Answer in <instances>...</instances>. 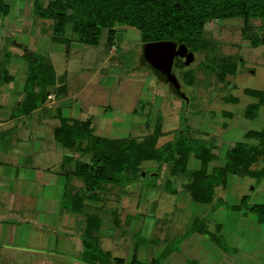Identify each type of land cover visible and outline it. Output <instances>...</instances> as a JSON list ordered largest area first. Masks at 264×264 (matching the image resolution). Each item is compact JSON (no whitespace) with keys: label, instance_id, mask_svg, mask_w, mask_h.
Masks as SVG:
<instances>
[{"label":"rangeland","instance_id":"1","mask_svg":"<svg viewBox=\"0 0 264 264\" xmlns=\"http://www.w3.org/2000/svg\"><path fill=\"white\" fill-rule=\"evenodd\" d=\"M19 1L28 2L26 8L21 6V12L24 8L23 13L27 11L26 16L30 17V20L33 18L36 23L31 25L30 33L29 27V31L22 25L17 27L18 20L25 16L23 13L8 14L10 22L5 26H2L1 21L0 76L5 73L1 68L5 64L8 66L9 61L14 58L11 51V48H14L13 41L29 40L31 43L34 41V44L39 42L40 37L49 40L51 35L48 28H43L45 24L49 27L51 20L40 19L33 14L32 0ZM16 4L15 2V6ZM3 18L0 17V20ZM11 27L20 31H13ZM115 28L117 33L111 43L108 41L107 28L102 29L96 45L77 42L69 28H66L65 35L70 33L73 38L68 44L55 42L57 45H50L53 46L50 49L49 41L45 40V43L37 46L36 55L43 61H51L58 76L65 78L66 82V94H62L55 85L45 87L47 92L51 90L56 96L52 102L47 98L43 100L46 106L43 113L48 122H51L48 113L59 107L63 115L88 119L94 126L96 135L147 141L155 129L156 116L160 115L157 145L174 140L176 135L188 136V133L194 138L208 139L200 141L202 144L211 143V152L215 154L208 167L213 163L220 164L219 161L224 160L226 148L242 139L246 130H260L264 127V103H261L259 110L255 112L254 119L244 116L246 105L257 100L248 96L245 88L264 90V18H252L247 21L242 17L207 20L202 28L205 43L201 51L194 53L193 60L182 69L177 67L174 71L185 94L183 98L158 79L149 63H141L142 42L139 31L124 23L115 24ZM11 32L13 35L9 34ZM65 45H69L68 48H64ZM16 57H19L18 53ZM26 60L30 63L25 54L23 64ZM205 62L212 63L214 68L207 67ZM231 63L236 65L235 72L225 73L220 78L218 72L223 71L224 65ZM23 67L21 73L20 68L15 72V83L22 82L23 78L19 77H22L24 72L26 75L29 69L27 64ZM189 68L193 69L194 76L191 80L193 83L188 85L182 81L181 75ZM1 78L3 80L4 76ZM0 92L1 105L5 100L4 105H7V99L16 95V92L9 89L8 83L2 81ZM231 96L236 97L238 101H230ZM56 122L59 124V120ZM48 126L46 133L50 135ZM253 140L257 144V140ZM61 153L71 154L69 149H63ZM73 158L88 161L89 154L77 152L73 153ZM188 162L189 169L199 166L193 157ZM142 166L151 172L146 175V170H142L140 175L128 184L106 185V188L95 193L98 198L82 200L87 203L83 209L87 214L104 211L106 220L112 216L111 210L117 214L119 225L109 226L107 229L111 234L101 237L99 242L103 252L110 251L111 261L116 257L124 258L128 253V244L138 242L147 245H140L143 250L140 258L146 264H149L150 256L153 254L154 257L157 253L160 264L264 262V223H258L254 211L245 209V205L251 203L264 204V178L257 180L230 173L226 187H215L211 203L196 204L192 207L186 196L183 202L179 200L182 199L181 191L187 194L182 186L186 181L185 177H172L174 182L171 181L170 184L177 193L171 194L165 189L166 180L170 177L167 164L158 167L156 162H144ZM254 166L257 167L258 164ZM156 169L160 172L158 176L155 175ZM73 183L75 186L72 189L67 186V191L73 193L77 188H85L80 179L73 178ZM242 196H245L242 208L230 209L233 203L242 204ZM79 216L67 210L47 219L53 221V226H23L24 236H30V245L33 242L38 244L33 236L35 229L38 230L39 247L44 251L42 254L36 255L33 250L22 251L20 254L13 250L4 251L8 254L14 253L17 259L29 261L28 264L32 262L31 256L41 255L50 259L52 264H85L81 260L82 250L77 242L84 237L81 232L83 217ZM195 216L199 223L205 224V237L186 228ZM216 223L222 226L218 236L221 246L211 245L203 239L206 235L213 236L216 233ZM106 224H110V221ZM54 235L57 236V241L53 243ZM17 259L0 257V264H17Z\"/></svg>","mask_w":264,"mask_h":264},{"label":"trees","instance_id":"2","mask_svg":"<svg viewBox=\"0 0 264 264\" xmlns=\"http://www.w3.org/2000/svg\"><path fill=\"white\" fill-rule=\"evenodd\" d=\"M32 0L33 14L38 18L52 21V38L68 43L73 38L64 36L68 27L72 37L82 44L96 45L101 31L107 28L108 41L111 43L117 33L115 24L124 23L139 31L141 43V63H149L143 55L146 44L159 40H172L177 45L184 44L189 51L200 52L205 39L202 28L207 20L213 18L227 19L242 17L245 21L252 18H264V0ZM9 4L0 0V14L8 13ZM256 45V42H254ZM28 56V55H27ZM29 58V69L26 75L25 104L30 109L42 102V95L46 96L44 86L55 81L52 65L43 61L35 53ZM32 63V64H31ZM213 69L212 63L205 62ZM184 62H177L176 67L183 68ZM150 66V64H149ZM236 65H224L223 71L218 72L220 78L225 73L233 74ZM194 72L192 68L182 72V81L192 84ZM194 79V78H193ZM37 86L34 93L33 88ZM31 90V91H30ZM248 96L257 98L245 107L244 116L254 119L255 112L264 103V90L245 88ZM232 102L237 98L231 96ZM154 121V131L147 141H137L135 138H108L93 134L92 126L88 120L74 121L56 130V135L66 148L73 151L88 153V161L76 160L70 177L83 181L85 188L67 191L63 202L73 211H84L87 206L83 198L89 200L98 198L99 190L106 183L125 185L136 179L142 170L145 174L151 170L144 169V162L169 163V172L176 174L187 173L190 181L186 190L191 199L208 203L212 200L216 186L224 185L228 172H238L260 180L264 178V127L260 130L249 129L243 138L234 142L224 152L221 165H208L213 161L212 145L204 138H194L188 133L176 135L174 140H167L160 146L157 139L160 134V119L157 115ZM244 139V140H243ZM257 140V144L254 140ZM85 142V143H84ZM196 145V143H198ZM84 143V144H83ZM193 157L199 162V167L187 168L189 159ZM258 164L257 167L254 165ZM74 187V186H73ZM241 202L245 203V196ZM255 212L257 220L264 222V204H253L249 207ZM99 217L95 213L88 214L86 229L83 232L84 248L82 258L90 264H124L122 258L110 260L108 251H102L98 246L92 229L97 227ZM117 222V221H116ZM190 232H206L205 224L199 223L195 217L190 225ZM221 246V240L217 242ZM100 256V257H99ZM158 259L150 264H156ZM129 264H143L132 259ZM264 264V262L262 263Z\"/></svg>","mask_w":264,"mask_h":264},{"label":"crops","instance_id":"3","mask_svg":"<svg viewBox=\"0 0 264 264\" xmlns=\"http://www.w3.org/2000/svg\"><path fill=\"white\" fill-rule=\"evenodd\" d=\"M9 4L8 13L6 15L0 14V17H4L0 20V23L2 21V26L9 24L10 18H8V14H14L17 13L18 15L20 13H23V9L26 8L28 5V2L24 1L21 3L19 0H15L17 3L15 6V2L12 3L11 1L6 0ZM26 4V5H25ZM21 6L22 8L21 12ZM25 16H23V19L18 20V26L22 25L25 27L26 31H29L31 33V25H34L35 20L32 18L30 20L27 15V11L23 13ZM28 17V18H27ZM44 19V18H40ZM50 20V19H49ZM50 26L48 24L43 25V28L45 30H50L51 35L49 36V48L51 49L50 45H57L55 42L65 43L61 42L57 39L52 38V21L50 22ZM29 27V28H28ZM68 28V27H67ZM13 31H20L16 27L10 28ZM70 30V29H69ZM10 35H13V33H9ZM64 36L65 32H64ZM67 37H70V33ZM45 40L43 37H40L39 42L34 43V41L29 42L27 41H13L12 45L14 48H11V51L14 54V58L9 61L10 63L5 64L1 76H4V79L2 80L0 76V82H7L9 85V89L13 90L14 93L16 92L15 97H9L7 99L8 103L7 105H4V102H2L3 105L0 107V257H8L9 259H17L16 256L13 255L14 253L8 254L5 253L4 250H13L18 251V254L22 251H36L34 252L37 254H42L44 251L42 247H39V238H38V230L35 229L34 231V239L38 241V244L36 245L34 242L32 245H30V236H24L23 232V226H41V225H51L53 221L47 220L49 218L55 217L58 214H62L63 211H69L72 213H76L80 215L79 217H83L82 219V236L83 232L86 229V221L88 214L84 211H73L70 209L67 205L64 204L63 198L65 197V193L67 192V186H70L72 189L75 184L73 183V176L70 177V180L67 179V177L70 175L71 171L74 168L75 162L77 159L73 158V153H77V151H73L72 148H66L62 145V142L56 135V130L59 129L62 126L63 121L66 122L67 125H71L74 121H80V120H88V119H81L76 118L73 116H70L68 114H62L59 107H55V111L48 113V118L51 120V122H48L46 120L45 113H43V109L46 107L45 100L46 98L52 100L56 98L54 92L49 90L46 92V96L42 95V102L41 104H38L36 107L30 109L29 104H25L23 101L26 97V91H25V85H26V75L24 72V75L19 78H23L22 82L15 83V75L20 68L24 69V65H29L28 61L23 64L24 55H28L25 50L22 48L23 45H26L27 50H30L32 56L35 52V49L38 48L37 46L45 43ZM71 41V40H70ZM69 41V42H70ZM68 42V43H69ZM67 43V44H68ZM114 47L113 44H110V46ZM65 45L64 48H68V46ZM56 48V47H55ZM68 52V49H67ZM19 55V57H16V55ZM23 59H22V58ZM47 63H50L54 69L55 73V81L51 84H47L44 86L47 87L48 85H55L56 88L60 89L62 94H66V82L65 78H62L58 76L56 73V70L54 68V65L51 61H45ZM11 64V65H10ZM16 72V73H15ZM15 73V74H14ZM31 91V90H30ZM37 91V86L33 88V92L35 93ZM1 94V92H0ZM2 95V94H1ZM0 95V96H1ZM5 98V97H4ZM2 112V113H1ZM56 120H59L56 122ZM89 121V120H88ZM91 123V122H90ZM48 124L50 126H48ZM46 126H48L47 131L50 132V135L46 133ZM92 130L94 134V126L92 125ZM244 134V133H243ZM96 135V134H94ZM99 136V135H97ZM243 136V135H242ZM102 137V136H101ZM104 137V136H103ZM109 138V137H108ZM122 138V137H121ZM63 149L68 150L71 152V154H62L61 151ZM227 149V148H226ZM33 152V153H32ZM217 153L218 151L215 150ZM225 152V151H224ZM88 153L84 154L87 155ZM224 155V154H223ZM213 162V161H212ZM223 164V161H219ZM189 163V162H188ZM199 163V162H198ZM162 163H159V166H161ZM168 165V172L170 168L169 163H163ZM216 164H212L211 167H213ZM199 167V166H198ZM209 167V168H211ZM188 168V164H187ZM195 169V168H192ZM155 175L158 176L160 172L159 169L155 170ZM230 173H238V172H228L225 177V183L224 185H219L221 187H226L227 184V176ZM242 176H248L244 175L242 173ZM144 175V173H142ZM170 177L167 178L165 189L166 191L170 192L171 194H176V190L171 187L170 182L172 180V177L174 176H182L186 178V181L182 184L183 190L189 193L186 190V184L190 181V177L187 173L179 172L176 174H171L169 172ZM186 175V176H185ZM255 178V177H253ZM74 179H77L74 177ZM79 180V179H78ZM110 183H106L103 188H106V185H109ZM116 186H120L119 184H113ZM107 190V189H106ZM108 191V190H107ZM99 192V191H98ZM182 195V199H179L181 202H183L184 196L188 198L190 201V205L192 207L196 204H209L212 202V200L208 203L205 202H199L191 199L190 195L188 196L186 193H183V191L180 192ZM190 197V198H189ZM243 197V196H242ZM242 199V198H241ZM185 201V200H184ZM241 202V200H240ZM87 205L86 202H83ZM244 203H233L229 208L232 210H238L242 208V205ZM253 204H262V203H251L248 205H245L246 210H251L249 207ZM241 206V207H238ZM86 207V206H85ZM112 216L110 215V218L104 217V211H98V217L99 222L96 224L97 227L92 229L93 235L96 238L97 244L100 247V238L101 237H107L111 234V232L108 231V227L113 225L117 227L119 225V219L117 217V214L113 213V210H111ZM104 214V215H103ZM108 214V213H107ZM197 217V216H195ZM194 217V218H195ZM256 217V216H255ZM193 218V219H194ZM192 219V220H193ZM105 220V222H104ZM190 221L187 229H190L191 222ZM257 220V217H256ZM110 221V224H106V222ZM117 221V222H116ZM258 221V220H257ZM51 222V223H50ZM258 223H264L259 222ZM142 224V223H140ZM53 226V225H51ZM131 226V224H130ZM132 227V226H131ZM130 227V228H131ZM222 226L220 223H216L214 225V231L216 230V233L213 236L206 235V238H203L205 242L210 243L211 245H218L220 246L218 242V236H220ZM197 234H202V237H205L204 232L199 231H193ZM52 236V234L50 235ZM52 239L53 243L54 241H57V236ZM52 237V238H53ZM25 238V239H24ZM83 238V239H82ZM80 240L78 239V245L83 251L84 248V237H82ZM140 245L147 246L146 244L143 245V243L134 242L133 244H128V253L124 258V264H129V262L132 259H136L138 262H142L143 264H146L144 260L140 258V255H142L143 250H141ZM53 245H51L52 247ZM154 247V246H153ZM108 251V250H107ZM111 258V253L108 251ZM77 254V253H76ZM82 254V253H81ZM159 253L152 255L149 258V264L150 262H154L156 259H158L156 264L159 263ZM121 258V257H117ZM33 264H52V261L48 258L43 257V255L39 257H33L31 256ZM83 263L90 264L89 262L85 261L83 258H81ZM29 261H22V259L18 258L15 263L17 264H28ZM30 262V264H32Z\"/></svg>","mask_w":264,"mask_h":264},{"label":"water","instance_id":"4","mask_svg":"<svg viewBox=\"0 0 264 264\" xmlns=\"http://www.w3.org/2000/svg\"><path fill=\"white\" fill-rule=\"evenodd\" d=\"M22 48L27 54H32L30 50H27L26 45H23ZM143 55L148 59L158 79L167 82L177 96L185 97V94L180 90L177 76L172 72V64L175 56L185 57L184 64H188L193 60V52L189 51L184 44L177 45L172 40H159L146 44L143 48Z\"/></svg>","mask_w":264,"mask_h":264},{"label":"flooded vegetation","instance_id":"5","mask_svg":"<svg viewBox=\"0 0 264 264\" xmlns=\"http://www.w3.org/2000/svg\"><path fill=\"white\" fill-rule=\"evenodd\" d=\"M184 60H185V57H180V56H175L174 57V59H173V64H172V72H174L175 70H176V63L179 61V62H184ZM151 67V66H150ZM152 68V67H151ZM153 70V69H152ZM154 72V71H153ZM155 74V73H154ZM167 85H168V83L167 82H165ZM168 87H169V85H168ZM181 87V86H180ZM169 89H170V87H169ZM171 90V89H170ZM180 90H181V88H180ZM182 91V90H181Z\"/></svg>","mask_w":264,"mask_h":264}]
</instances>
